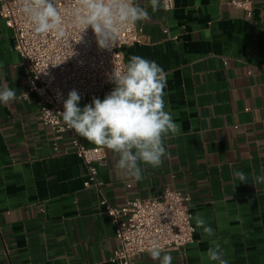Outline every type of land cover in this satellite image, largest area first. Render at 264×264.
I'll use <instances>...</instances> for the list:
<instances>
[{"label": "crops", "instance_id": "crops-1", "mask_svg": "<svg viewBox=\"0 0 264 264\" xmlns=\"http://www.w3.org/2000/svg\"><path fill=\"white\" fill-rule=\"evenodd\" d=\"M162 1L153 11L136 0L149 19L136 22L140 42L121 52L125 65L138 55L164 69L165 107L181 130L165 139L170 157L160 167L141 165L140 181L119 172L104 147L100 187H85L88 169L70 136L57 139L43 124L14 33L1 22L0 88L17 98L0 104V264H116L115 224L101 200L122 207L168 187L189 198L195 228L194 243L162 253L172 264H219L207 256L216 244L228 264H264V182H256L264 175V0H174L171 10ZM198 213L214 236L196 228ZM134 262L159 264L148 252Z\"/></svg>", "mask_w": 264, "mask_h": 264}, {"label": "built area", "instance_id": "built-area-1", "mask_svg": "<svg viewBox=\"0 0 264 264\" xmlns=\"http://www.w3.org/2000/svg\"><path fill=\"white\" fill-rule=\"evenodd\" d=\"M162 2L165 10L174 7V0ZM233 3L245 9L251 4L249 1ZM56 4L63 16L66 33L60 39L53 34H37L21 11L19 0H0V25L4 22L14 33L15 48L22 58L28 82V94L37 95L43 124L57 139L70 136L75 154L88 169L85 187H100L98 167L106 164V149L85 147L74 130L64 124L59 112L64 110L63 102L71 90L80 94V102L84 105L91 103L94 97L103 100L115 87L111 74L125 66L121 49L140 42L143 30L137 23L124 26L114 46L102 49L91 27L81 33L75 23L76 0H56ZM188 200L171 187L152 199L128 200L122 207L102 199L100 204L112 217L119 242L112 262L135 264L134 259L148 252L153 241L163 252L180 250L194 243L195 228Z\"/></svg>", "mask_w": 264, "mask_h": 264}, {"label": "clouds", "instance_id": "clouds-1", "mask_svg": "<svg viewBox=\"0 0 264 264\" xmlns=\"http://www.w3.org/2000/svg\"><path fill=\"white\" fill-rule=\"evenodd\" d=\"M19 3L37 34H53L57 39L66 35L56 0H19ZM149 4L156 11L160 0H149ZM76 5L75 23L81 33L91 27L102 49L114 46L124 26L149 19L148 10L136 0H76ZM81 38L80 35L79 41ZM111 82L115 87L103 100L94 97L83 108L79 106L80 94L71 90L59 114L69 130L113 152L119 172L140 181L141 165L160 167L163 159L170 157L165 139L181 130L165 107L167 73L154 60L132 55L122 70H114ZM16 98L15 90L7 86L0 88V104L8 105ZM233 176L239 183L249 181L240 170H234ZM256 182H264V175L257 176ZM194 219L196 228L208 237L214 236V229L201 214H196ZM147 251L153 261L172 264L173 257L162 254L157 242L153 241ZM207 256L219 264H228L218 244L208 249Z\"/></svg>", "mask_w": 264, "mask_h": 264}]
</instances>
